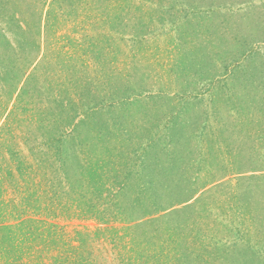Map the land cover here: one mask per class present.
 Segmentation results:
<instances>
[{"label": "rangeland", "instance_id": "1", "mask_svg": "<svg viewBox=\"0 0 264 264\" xmlns=\"http://www.w3.org/2000/svg\"><path fill=\"white\" fill-rule=\"evenodd\" d=\"M27 193L20 264L37 228L41 258L264 264V0H0V203Z\"/></svg>", "mask_w": 264, "mask_h": 264}, {"label": "trees", "instance_id": "2", "mask_svg": "<svg viewBox=\"0 0 264 264\" xmlns=\"http://www.w3.org/2000/svg\"><path fill=\"white\" fill-rule=\"evenodd\" d=\"M33 196L27 193V195L23 194L20 197L16 196V200H6V205H2L0 203V264H20L23 261V254L19 253L20 248L18 242L16 241L17 239L15 237V229L24 228L26 222L24 217L35 207V201L32 202ZM24 232L28 233V237L31 236L30 242H33V250H29L31 253L26 250L24 251V254L25 252L28 254H33L32 257H34V262L36 264L41 263V260L45 262V260H48L49 257V264H89L85 257L84 259H81L79 255L73 258H70L69 256L58 257L56 253L49 255L47 252H45L46 255L44 253L41 258L40 253L36 250L42 243L43 245L46 243L45 245L47 247L50 245V248L55 246V237L57 236L56 232L50 233L51 237L47 239V241H45V237H43L44 235H42L41 230L38 228L35 231L34 229H30L29 231L24 230ZM22 241L25 242L24 239ZM24 246L27 245L24 244ZM47 247L46 249H48Z\"/></svg>", "mask_w": 264, "mask_h": 264}]
</instances>
